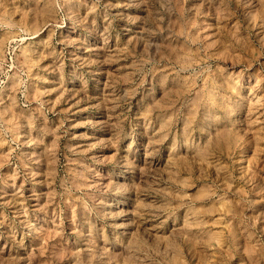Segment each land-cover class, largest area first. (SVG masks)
<instances>
[{"label":"rangeland","instance_id":"1","mask_svg":"<svg viewBox=\"0 0 264 264\" xmlns=\"http://www.w3.org/2000/svg\"><path fill=\"white\" fill-rule=\"evenodd\" d=\"M0 264H264V0H0Z\"/></svg>","mask_w":264,"mask_h":264}]
</instances>
